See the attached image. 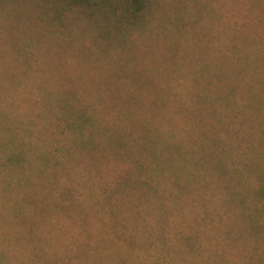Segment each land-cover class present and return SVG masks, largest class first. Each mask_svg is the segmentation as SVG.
Segmentation results:
<instances>
[{
	"label": "trees",
	"instance_id": "obj_1",
	"mask_svg": "<svg viewBox=\"0 0 264 264\" xmlns=\"http://www.w3.org/2000/svg\"><path fill=\"white\" fill-rule=\"evenodd\" d=\"M164 3L165 0H0V59L5 57L8 48L13 49L9 56L7 54L8 60H20L19 56L28 53L34 60H47L37 66L43 74L59 54L58 60L74 58L69 42L58 43L61 48L55 50L56 33H52L49 40L46 36L42 38L36 13L48 9L55 14L54 19H48L49 23L58 22L67 12L86 13L89 20L84 26H88L86 29L93 35L80 37L75 28L71 32L81 42L79 47L88 45L86 40L93 41L96 50L82 49L84 58L90 60L91 55H99L98 60H112L119 44L111 43L113 38L106 36L100 12L107 14L104 16L107 23L122 26L136 40L133 35L137 31L150 32L142 21L151 14L155 22L160 21L159 25L170 23L176 29L181 26L180 18L165 10ZM252 3L264 5V0ZM24 14L30 16L31 21L24 19ZM97 16L100 19L96 20ZM212 16L216 17V13ZM53 26L50 27L53 29ZM63 26L68 30L72 28L70 23ZM255 30L257 39H250L251 31L241 32L239 42H244L245 47L238 45V48L250 49L261 43L264 28L261 27V34ZM10 31L17 34L9 36ZM20 33L27 35L20 37ZM217 35L219 40L226 37L225 31ZM103 37L107 45L100 42ZM176 45L171 43L170 49ZM202 53L205 57L206 50ZM108 54L110 56L105 58ZM251 56L237 59L258 58L256 54ZM180 58L187 59L184 55ZM223 67L218 66L221 71ZM214 79L218 83L219 76L210 78L209 86ZM12 80V90L0 94V264H264V251L256 252L257 248L264 250L263 239L254 244L251 251H246L240 243L242 235L250 231L264 236V150H258L264 143V128L262 121L257 120V116L264 119V75L252 85H249L251 80L245 84L242 81L233 85L221 83L220 90L226 91L219 90L220 97L208 102L209 97L202 90L197 91L192 101L194 94L189 92L188 84L184 85L187 94L179 99L172 93L164 97L165 93L162 95L157 87L153 92L155 107L148 103L142 111L135 108L141 89L138 92L126 90L123 91L125 96L110 95L104 99L103 95L82 90L81 82L74 83L84 101L74 93L53 97L57 103L54 106L53 101L45 97L42 108L48 112L51 123L43 114L32 110L35 104L30 103L26 108V101L16 95L22 78ZM140 80V76L134 78L135 82ZM192 82L195 81L192 79ZM129 83L131 89V81ZM143 98L148 100L150 94ZM101 100L106 107L99 104ZM218 101L234 107L233 114L222 125L220 116H216L209 128L191 138L185 126L194 121L203 122V116L213 118L216 110L207 112L200 106L216 105ZM73 103L81 106L77 108ZM55 107L77 117L81 128L77 136L71 122L65 120L64 115L68 114L60 111L58 115ZM79 108L82 110L78 112ZM43 109L38 111L43 113ZM177 109L185 111L177 117L173 115ZM160 123L163 124L156 126ZM199 127L205 128V122ZM232 128L237 135L245 133L242 150L231 148L226 135ZM182 135L185 140H192V144L184 147L183 138L178 139ZM64 139L66 145L60 142ZM175 140L178 146L172 148L171 142ZM161 145L165 147L162 149ZM229 151H235L233 171L238 179L235 188L229 189L226 204L218 208L215 196L221 194L222 186L226 185L222 174L227 166L224 155ZM97 153L101 155L96 156ZM106 154L108 163L110 160L114 165L127 163L123 179L134 181L140 189L147 187L148 193L139 192L133 195L134 200L131 196L125 208L114 200L113 189L96 185L95 194L92 188L87 195L81 192L82 202L75 207L68 198L70 189L63 185L60 168L75 164L99 170ZM155 176L158 178L150 181ZM143 177L145 180H141ZM158 188L164 195L157 202L153 194ZM225 229L235 250L229 254H221L218 244L212 240V236L223 234ZM155 253L161 258L154 257Z\"/></svg>",
	"mask_w": 264,
	"mask_h": 264
},
{
	"label": "rangeland",
	"instance_id": "obj_2",
	"mask_svg": "<svg viewBox=\"0 0 264 264\" xmlns=\"http://www.w3.org/2000/svg\"><path fill=\"white\" fill-rule=\"evenodd\" d=\"M252 1L253 0H197L198 3H196V0H165L166 3L164 4H166L167 8L165 10L170 11L173 17H179V20H181V26H177L178 28L176 29L172 27L170 23L166 26L164 23L159 25L157 23H160V21L157 20L155 22L154 14H151L152 16L148 15V18L146 19L145 17L142 21L143 24L146 25L145 29L150 30V32L146 31L144 34H141L137 31L133 35L137 38L136 40L130 37L122 26L111 24L110 21H108L110 23H107V20L104 18L107 14L100 12L103 17H99L102 19L101 25H103L102 27H104V30L107 33L106 36L113 38V40H110L111 43L119 44V50L113 54L112 60H109V58L107 60H98L99 55H91L90 60L88 57L84 58V51H81L82 49L88 47L89 50L91 49V52L96 50L92 46L93 41L86 40L88 45L79 47L81 42L78 38H75V35L71 34V32H74L75 28L79 32L76 34L80 37L91 36V30L86 29L89 27L84 26V23H87L89 20L87 18L89 16H87L86 13H77L76 11L67 12L58 22L52 21L49 23L48 19H54V12L49 11L48 9H41L40 12L38 11L36 14H39L38 18L40 21L38 26L42 38L45 39L46 36L47 40H49L52 38V33H56L57 41L53 44L55 50L58 51L61 48L58 43L62 42L63 45H66V43L69 42L71 45L69 51L71 52V48L73 47L72 52L75 56L74 58H71V60H58L60 58L59 54L57 60H52L47 66L46 73L42 74L40 70H37V66L44 65L47 60H34L28 53H25L22 57L19 56L18 59L20 60H8V56L13 49H6L5 57H1L0 59V94H7L12 90L10 84L13 83L12 79L22 78L23 81H21L22 84L20 91L17 92L16 95L22 97L23 101H26V108L30 103L35 104V107L34 109L32 108V110H35V113L40 112V115L43 114L45 118L47 117L49 119L50 123L51 118L48 112L42 108L45 102V97L48 96V99L53 101L51 103H53L54 106L57 105V103L54 102L56 98H53L56 96H67L75 93L76 95L79 94L83 100V96L80 95L81 92L77 88H74V83L80 82L84 84L81 85L83 86L81 87L82 90H87L89 93L93 92L96 96L103 95L102 97L104 99H106V97L109 98L110 95L125 96V92L123 91L126 90L138 92L141 89L135 99L137 101L135 108L139 111H142L144 105L148 103L152 108L155 107L156 103L153 92L157 87L162 91V95L165 93L164 97H169L170 93H172L174 96L176 94L175 97H178L179 99L180 96L187 94L188 90L184 85L188 84L189 92L194 94V96L191 94L192 101L197 94V91L199 92L201 90L209 97L207 102L216 97L218 99L220 97L219 90L221 83L233 85L234 83L242 81L243 84H245L251 80L249 85H252L257 82L258 77L264 75V61H260L264 60L262 58L264 57V39H261V43L258 46L252 47L253 49L238 48V45L245 47L244 42H239L238 37L241 35L242 31H251L250 39H257L256 36H258V34L256 33L255 28L260 34L261 27L264 28V5H260V3L256 5L253 4ZM212 11L216 13V17L212 16L215 14L214 12L211 14ZM99 17L97 16L96 20L100 19ZM23 18L31 21V17L27 14H24ZM72 20H74V22H72ZM147 21L150 24H148ZM65 23H70L72 28L68 30V28L63 26ZM221 25L224 26L221 27ZM50 26H53V29ZM219 31H225L226 33V37L220 39L222 41L218 39L219 36L217 34ZM262 33H264V31H262ZM16 34L17 32L12 31L8 33L9 36H15ZM20 35V37L25 38L27 34L20 33ZM100 42H104V45H107L104 37ZM171 43H176L178 45H176V48L172 46V49H170ZM66 50H68L67 47ZM195 50L198 52L194 53ZM203 50H206L205 57H202ZM86 54L89 56L87 51ZM255 54L258 55V58L251 60L237 59L239 57L245 58L251 55V57H254ZM183 55L188 60H180V56L182 57ZM109 56L110 55L108 54L105 58ZM235 60L243 61L237 62ZM219 65L224 66L222 71L219 70ZM138 76L141 77V80L140 82H135L134 78H137ZM218 76V83L216 82V79H214L212 83L213 85L209 86L210 78ZM33 77L35 78L34 80H32ZM192 79L195 81L194 84ZM73 80L79 82H73ZM130 81L132 84L131 89L129 85ZM54 86L59 87L54 88ZM97 90H99V94L97 93ZM225 91L226 89L220 90L222 93ZM147 93L150 94L148 100L143 98V95H146ZM89 95L95 96L92 94ZM117 101H119V99ZM73 104L76 105L77 108L81 106L76 103ZM99 104L103 106V108L106 107L102 100ZM83 106H85V104H83ZM168 106L169 105H167V107ZM38 107L43 109V113L42 111H38ZM200 107L203 111L212 112L216 110L217 112L213 118L208 119V117H202L203 122H205V128L199 127L203 124V122L200 121H194L193 124L191 123L189 126H185L186 132L191 134V138L196 137L200 130L209 128V123L216 120V116H220V124L222 125V123H226L234 112V107H231V105L224 106L220 101H218L216 105L214 103L212 105L211 103H208ZM80 110L82 109L79 108L77 111L79 112ZM60 111L69 115L67 110L55 107V112L58 115L60 114ZM184 111L185 109H177L173 112V115L178 117L181 113L183 114ZM68 115H64L65 120L71 122L72 127L75 129L74 134L77 136L79 131H81L77 117L75 115H69V118ZM25 116H27V118L29 117L27 114ZM258 118L259 117L257 116V120H259V122L262 121L261 125L262 128H264V119ZM48 119L47 123L49 122ZM252 120L254 121L255 119H251V121ZM37 122H41V126H45V123H42L41 120L37 119ZM162 124L163 123H160L156 126ZM220 124L219 127L221 126ZM91 125H93V123H91ZM248 132L251 133L250 129H248ZM244 135L245 133H239L237 135V131L232 128L230 133L226 135L229 136L232 149L242 150V140L246 139ZM182 138L184 147L185 144H192L190 143L192 140H185L183 135L178 139L181 140ZM193 140H195V138H193ZM60 142H62L63 145L67 144L65 139ZM172 143V148L178 146L177 140H175V142L172 141L171 144ZM160 147L163 149L165 146L161 145ZM258 150H264V143L261 144ZM174 152L175 151H173V153ZM100 155V153L96 154V156ZM107 155L108 154L103 157L102 166L99 170H91V168L85 169L84 166L75 164L69 166L65 165L60 168V173H62L64 182L63 185L69 187L70 191L68 198L69 200H72V204L74 203L75 207L82 202L81 192L87 195L88 190L91 191L90 188H92L95 194L98 187L102 189L104 185L114 190V200L120 201V204H122L123 207L128 203V199L131 196L134 200L133 195L138 194L139 192L145 194L148 193L147 187H145V189H140L134 181H126L123 179L122 175L128 169L127 163L124 162L122 164V162H120L119 165H114L112 160L108 163V160H105ZM224 158L227 166L222 177L224 178L223 180H226V185L222 186V193L215 196L218 208H221L226 204L230 195L229 189L231 187L235 188L234 185L238 179V176L233 171V163L236 162L235 151H229L224 155ZM120 165L121 168L119 170ZM157 178L158 176H155L153 177V180L150 181H154ZM166 178L169 179L168 177ZM141 180H145V178L143 177ZM119 182H121V184ZM242 184H244V182H242ZM96 185H98V187ZM157 190L158 191L153 194V199L158 202L159 198L163 196L164 193L160 188ZM149 195H152V193H149ZM234 222L236 223L235 220ZM229 226L234 230L235 227H232V222H230ZM226 230L227 229L224 230L223 234H217L220 237L212 236V240L215 244H218L217 248H219L221 254H229V251L235 252L231 243L228 241ZM261 239L264 240V236L261 235V233L255 235V233H251L250 231V233L242 235L240 240L241 247H244L246 251H251L254 247L253 245L257 244ZM263 251L264 250L257 248L256 252L257 254H260ZM262 254H264V252ZM154 257L161 258L160 255L156 253ZM237 258L240 257L237 256ZM225 264L232 263L226 262Z\"/></svg>",
	"mask_w": 264,
	"mask_h": 264
}]
</instances>
